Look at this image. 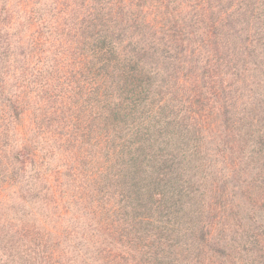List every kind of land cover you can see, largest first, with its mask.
Here are the masks:
<instances>
[{
	"label": "trees",
	"instance_id": "16d2710c",
	"mask_svg": "<svg viewBox=\"0 0 264 264\" xmlns=\"http://www.w3.org/2000/svg\"><path fill=\"white\" fill-rule=\"evenodd\" d=\"M0 264H264V0H0Z\"/></svg>",
	"mask_w": 264,
	"mask_h": 264
}]
</instances>
